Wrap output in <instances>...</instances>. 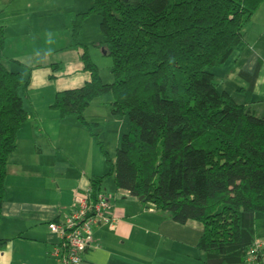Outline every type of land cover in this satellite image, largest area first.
<instances>
[{
    "label": "trees",
    "instance_id": "16d2710c",
    "mask_svg": "<svg viewBox=\"0 0 264 264\" xmlns=\"http://www.w3.org/2000/svg\"><path fill=\"white\" fill-rule=\"evenodd\" d=\"M263 4L92 0L70 31L72 48L83 50L90 80L58 93L51 107L62 120L75 119L102 149L108 172L93 182V197L113 178L117 192L143 199L173 223L201 224L197 248L203 264H252L259 243L263 248L256 262L264 261V115L220 92L211 73L244 42L245 29ZM93 16L101 19L103 37L94 47L104 48L113 60L112 84L103 82L88 47L78 42L83 22ZM5 46L1 28L0 215L8 161L31 117L24 97L31 90L30 77L6 68ZM107 95L113 116L130 123L114 159L94 134L97 125L84 118L91 104Z\"/></svg>",
    "mask_w": 264,
    "mask_h": 264
},
{
    "label": "crops",
    "instance_id": "0c3cea01",
    "mask_svg": "<svg viewBox=\"0 0 264 264\" xmlns=\"http://www.w3.org/2000/svg\"><path fill=\"white\" fill-rule=\"evenodd\" d=\"M1 28L6 37V68H18L30 77L31 92L24 97L31 117L20 129L18 149L8 161L0 215V264H58L50 256L58 242L57 236L49 234L50 226L72 214L76 190L94 199L93 182L103 178L106 169L96 140L75 119L62 120L51 107L58 93L82 88L90 76L84 72L80 54L67 72L66 77L71 78L68 83H55L58 78L51 80L48 72L60 75L66 71L65 62L41 65L38 58L28 64L22 59L25 46L21 40H12L8 27ZM97 41L94 44L100 43ZM56 65L59 68L53 70ZM41 73L42 80L34 77ZM211 73L222 85L220 92L230 94L237 104L247 105L253 114L264 115V4L245 29L244 42ZM111 102L110 97L102 98L86 111L87 116L93 114L92 120L85 119L88 123L99 127L103 110L105 124L115 125V130L105 133L104 146L112 142L118 145L127 130L112 111L110 115L105 113ZM105 183L101 193L109 196V185ZM119 194L118 199L114 197L112 221L93 229L94 242L83 264H203L204 256L197 248L204 232L201 224L177 225L167 214L152 210L150 204L127 192Z\"/></svg>",
    "mask_w": 264,
    "mask_h": 264
},
{
    "label": "rangeland",
    "instance_id": "374dc122",
    "mask_svg": "<svg viewBox=\"0 0 264 264\" xmlns=\"http://www.w3.org/2000/svg\"><path fill=\"white\" fill-rule=\"evenodd\" d=\"M91 5L92 0H0V28L8 27L11 39H16V41L21 40L25 46V54L22 56V59L28 62V64H31L32 60L35 61L38 58V62L41 65H47L52 62H65L66 71L60 75L54 71L48 72V74H52L58 78L57 82L54 81L55 83L62 85L68 83L71 79L70 77H66V75L68 71L70 73L73 69L76 55L83 54L82 49L72 48L75 43L74 33L70 34L72 23L78 18L77 16L88 12ZM100 22L101 19L96 16L85 19L78 42L88 47V55L99 69L103 82L105 84H112L111 68L113 60L107 56L104 48L94 47L96 40L100 43L103 42ZM56 49L58 51H55ZM50 53H52V56H50ZM30 54L37 55L38 57H31ZM74 58L75 60L72 62ZM18 71L22 70L14 68L12 72L21 73ZM24 75L29 76L28 72L24 73ZM63 76L65 78H61ZM34 77L42 80L44 74L41 73L40 76L36 74ZM215 85L221 90L222 85L219 82L215 81ZM108 97L112 98L111 95H107L103 99H108ZM98 100L100 101V99ZM105 110V113L107 112L110 115L112 111L111 107H107ZM100 111L104 114L103 110ZM103 114L100 115L99 127L97 125L95 128V135L100 136L101 142H105L106 132L115 130L113 123L105 124L106 119H104ZM84 118L92 120L93 114L87 116V112L85 111ZM118 121L127 126V130L125 129L123 134H128L130 128L129 119L127 117L124 119L118 118ZM112 143L106 144L105 149L110 154L111 159H114L118 147L116 143ZM104 167L107 175L108 170L105 162ZM107 185H109L111 192L109 196L113 205L115 202L114 197L119 192L115 191L113 178L106 180L105 186L107 187ZM118 196L116 197L117 199ZM121 200L122 198H119V201Z\"/></svg>",
    "mask_w": 264,
    "mask_h": 264
},
{
    "label": "built area",
    "instance_id": "2783aa9c",
    "mask_svg": "<svg viewBox=\"0 0 264 264\" xmlns=\"http://www.w3.org/2000/svg\"><path fill=\"white\" fill-rule=\"evenodd\" d=\"M74 210L63 222L50 226L49 234L58 237V242L50 254L58 264H83L85 254L94 242L93 229L98 225H107L113 219L111 198L102 193L92 199L90 194L83 195L79 190L73 194ZM262 244L252 251L250 262L260 264L258 252ZM262 264L264 261L262 260Z\"/></svg>",
    "mask_w": 264,
    "mask_h": 264
},
{
    "label": "water",
    "instance_id": "95a60500",
    "mask_svg": "<svg viewBox=\"0 0 264 264\" xmlns=\"http://www.w3.org/2000/svg\"><path fill=\"white\" fill-rule=\"evenodd\" d=\"M140 201H143V199H140Z\"/></svg>",
    "mask_w": 264,
    "mask_h": 264
}]
</instances>
